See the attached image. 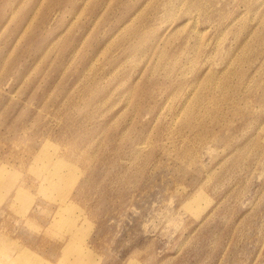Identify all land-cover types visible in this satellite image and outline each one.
Here are the masks:
<instances>
[{
    "label": "rangeland",
    "instance_id": "obj_1",
    "mask_svg": "<svg viewBox=\"0 0 264 264\" xmlns=\"http://www.w3.org/2000/svg\"><path fill=\"white\" fill-rule=\"evenodd\" d=\"M1 221L0 264H264V0H0Z\"/></svg>",
    "mask_w": 264,
    "mask_h": 264
},
{
    "label": "bare ground",
    "instance_id": "obj_2",
    "mask_svg": "<svg viewBox=\"0 0 264 264\" xmlns=\"http://www.w3.org/2000/svg\"><path fill=\"white\" fill-rule=\"evenodd\" d=\"M57 151L51 154V157L53 158L52 165H53L54 169H56V171L63 169L62 172L59 173V175H58L57 182H59V180H64V181H61V182L65 183V185L72 184L73 182L75 183V180L77 178V169L81 168V166L75 160H73L72 158L70 159V158L66 157L65 155H63L61 153V151H58V152ZM51 179L55 180L54 177H51ZM24 181H25V179H24ZM10 188H11V186H8L7 190H9ZM200 205H201L200 197H198L195 200H193L186 207V209L190 208V209H192V211L193 210H197L198 207H200ZM12 208H13L12 207V203L11 204L9 203V204H7V206L1 212L2 216L7 212V215H10L12 217V219L10 221H14V219H15L14 218L15 216H13L9 212ZM10 221L5 222L4 226H5L6 223L9 224ZM2 222L3 221H1L0 228H1V226H3ZM7 227H8V225H7ZM1 237H2V235H1V232H0V238Z\"/></svg>",
    "mask_w": 264,
    "mask_h": 264
}]
</instances>
